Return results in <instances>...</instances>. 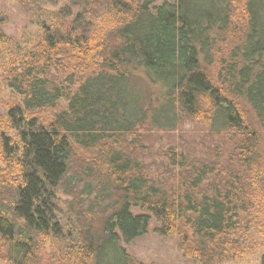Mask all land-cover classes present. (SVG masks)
I'll use <instances>...</instances> for the list:
<instances>
[{
  "label": "trees",
  "instance_id": "trees-1",
  "mask_svg": "<svg viewBox=\"0 0 264 264\" xmlns=\"http://www.w3.org/2000/svg\"><path fill=\"white\" fill-rule=\"evenodd\" d=\"M67 1L3 67L0 262L141 264L125 246L151 221L195 264L240 261L264 213V0ZM186 123L151 178L145 134Z\"/></svg>",
  "mask_w": 264,
  "mask_h": 264
},
{
  "label": "rangeland",
  "instance_id": "rangeland-1",
  "mask_svg": "<svg viewBox=\"0 0 264 264\" xmlns=\"http://www.w3.org/2000/svg\"><path fill=\"white\" fill-rule=\"evenodd\" d=\"M164 1L156 0L155 4L160 5ZM67 3V0H51L50 4L42 8L39 15L32 17L19 6V0H0V27L6 37V42L0 49V101L12 102L16 100L1 79L3 67L6 68L9 65L11 58L26 53L40 39L42 27L51 25L55 14ZM64 105L65 102L61 101L59 108H63ZM194 129L196 128L186 123L172 133L149 132L145 134L147 136L142 145H144L145 153L148 156L142 161L148 166L153 161L158 162L163 155H168L169 149L172 150V147H176L178 143H184L185 139L189 142L188 144H191L192 137L195 136ZM181 135L184 136V140L178 138ZM196 151L200 153L202 149L197 148ZM146 170L151 178H159L162 181V172H159L158 167L148 166ZM56 197L57 200L54 204L60 214L58 218H62L59 221L62 223L64 233H68L71 231L70 227H72L73 221L68 216L65 204L71 201L60 193H57ZM255 216H259L260 220L247 233L251 241L246 247V255L240 261L225 264H260V258L264 255V213L254 215V218ZM155 227H157L155 222L151 221L148 233L144 237L125 246V250L136 261L141 264H195L181 256L177 246L178 240L174 235L160 237L153 232ZM45 250L51 252L49 243H46ZM0 264L3 263L0 262Z\"/></svg>",
  "mask_w": 264,
  "mask_h": 264
}]
</instances>
